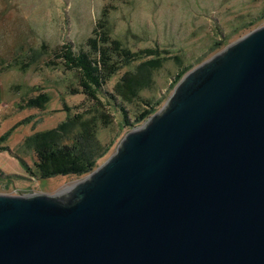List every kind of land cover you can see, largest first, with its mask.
<instances>
[{"label": "water", "instance_id": "water-1", "mask_svg": "<svg viewBox=\"0 0 264 264\" xmlns=\"http://www.w3.org/2000/svg\"><path fill=\"white\" fill-rule=\"evenodd\" d=\"M0 264H264V26L69 188L0 195Z\"/></svg>", "mask_w": 264, "mask_h": 264}, {"label": "rangeland", "instance_id": "rangeland-1", "mask_svg": "<svg viewBox=\"0 0 264 264\" xmlns=\"http://www.w3.org/2000/svg\"><path fill=\"white\" fill-rule=\"evenodd\" d=\"M262 26L264 0H0V195H54L83 179L37 176L40 135L81 115L56 141L74 147L73 139L84 134L78 151L93 159L102 155L95 170L142 125L134 124L139 113L149 106V117L159 112L186 73ZM107 38L142 57L105 83L98 78L97 104L85 94L94 85L65 56L90 53L91 46L106 49ZM150 52L155 58L145 59ZM141 63L138 100L111 102L121 76L138 71ZM118 105L134 128L123 127ZM97 111L110 115L111 123L102 124Z\"/></svg>", "mask_w": 264, "mask_h": 264}, {"label": "trees", "instance_id": "trees-1", "mask_svg": "<svg viewBox=\"0 0 264 264\" xmlns=\"http://www.w3.org/2000/svg\"><path fill=\"white\" fill-rule=\"evenodd\" d=\"M105 40V39H103ZM108 48L105 49L100 47L96 50L95 46H91L92 50L90 53H83L82 51L77 53H70V56H65L67 63L70 67L79 72V77L83 80L89 81L94 85V92L85 93L86 96H89L91 100H96L97 104H100V97L98 94V78H100V83H105L104 80H108L110 76H114L122 68L129 67L134 61H138L142 57V53H139L134 56V53H129L127 50H122L118 48L120 45L117 41H110L108 38ZM103 48V49H102ZM133 54V55H132ZM150 56V57H149ZM155 56L153 52H150L146 57L152 58ZM155 58V57H154ZM153 61V60H152ZM16 62V61H15ZM146 63H149V61ZM71 69V68H70ZM142 71V63L138 71L134 73L125 72L116 86L114 87L112 96H108L111 102H116L120 100L121 103L131 104L138 100V84L139 81L142 82V76H137ZM150 71L147 72L149 77ZM181 78V75L178 79ZM84 82V81H83ZM105 85V84H104ZM102 85V86H104ZM119 111L121 112V123L123 127H135L134 125L129 124V117L125 111L124 106L118 105ZM153 111V107H147L143 112L139 113L135 117L134 124L139 125L145 121ZM98 115H101L102 124H109L110 115H106L97 111ZM81 115L74 118L72 121H69L67 124H62L57 129L52 130L51 132L40 135L41 137L37 140L35 146V155L37 161L34 166L37 170V176L40 179H50L54 177H67V176H76L81 177L90 173L96 164V159L93 154H85L83 149L78 151V139L83 137L84 134H81V137L78 139L75 137L73 141L75 142L74 147L70 145H59V141H56V138L62 137L61 129H66L79 121ZM64 126V127H63ZM57 138V140H58Z\"/></svg>", "mask_w": 264, "mask_h": 264}]
</instances>
